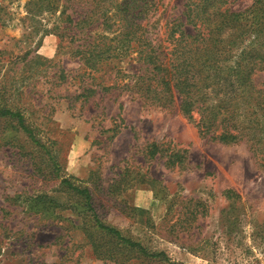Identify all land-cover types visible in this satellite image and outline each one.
I'll use <instances>...</instances> for the list:
<instances>
[{
  "label": "rangeland",
  "instance_id": "rangeland-1",
  "mask_svg": "<svg viewBox=\"0 0 264 264\" xmlns=\"http://www.w3.org/2000/svg\"><path fill=\"white\" fill-rule=\"evenodd\" d=\"M185 3L163 0L152 19L164 25ZM43 4L0 0V108L20 112L30 131L0 115V264H264V163L244 141L200 133L179 99L165 109L99 87L76 98L81 79L92 81L76 55L83 41ZM253 79L264 85V72ZM172 153L182 162L168 164ZM63 178L90 190L102 223L166 258L103 233Z\"/></svg>",
  "mask_w": 264,
  "mask_h": 264
},
{
  "label": "trees",
  "instance_id": "trees-1",
  "mask_svg": "<svg viewBox=\"0 0 264 264\" xmlns=\"http://www.w3.org/2000/svg\"><path fill=\"white\" fill-rule=\"evenodd\" d=\"M39 1L50 14L59 13L57 18L73 32L71 39L83 41L76 55L91 70L92 81L81 79L76 98L87 101L99 87L105 94L133 92L165 109L179 99L180 112L200 133L224 144L244 141L264 163V85L253 79L264 72V6H259L263 0H254L243 11H232L228 0H186L182 16L167 19L164 25L152 19L163 0ZM128 57L140 64L136 71L120 67ZM103 71L111 75L104 79ZM0 115L16 118L30 132L20 112L0 108ZM158 152L155 148L153 155ZM168 157L172 166L182 162L178 153ZM61 183L84 197L83 205L103 233L145 258H166L163 251L151 252L102 223L88 188L75 186L68 178ZM104 258L115 260V255L105 253Z\"/></svg>",
  "mask_w": 264,
  "mask_h": 264
}]
</instances>
